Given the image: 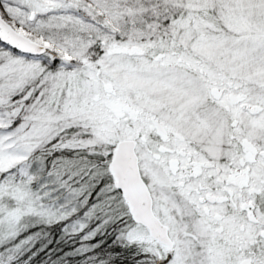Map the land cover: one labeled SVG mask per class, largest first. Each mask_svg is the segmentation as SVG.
Returning a JSON list of instances; mask_svg holds the SVG:
<instances>
[{
  "label": "snow or ice",
  "instance_id": "6c2138e0",
  "mask_svg": "<svg viewBox=\"0 0 264 264\" xmlns=\"http://www.w3.org/2000/svg\"><path fill=\"white\" fill-rule=\"evenodd\" d=\"M0 264H264V0H0Z\"/></svg>",
  "mask_w": 264,
  "mask_h": 264
}]
</instances>
